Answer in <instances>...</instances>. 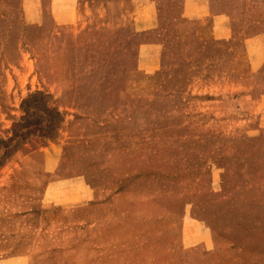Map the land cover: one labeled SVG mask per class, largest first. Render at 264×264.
<instances>
[{
    "label": "rangeland",
    "instance_id": "rangeland-1",
    "mask_svg": "<svg viewBox=\"0 0 264 264\" xmlns=\"http://www.w3.org/2000/svg\"><path fill=\"white\" fill-rule=\"evenodd\" d=\"M133 1L0 0V264H264V0Z\"/></svg>",
    "mask_w": 264,
    "mask_h": 264
},
{
    "label": "crops",
    "instance_id": "crops-1",
    "mask_svg": "<svg viewBox=\"0 0 264 264\" xmlns=\"http://www.w3.org/2000/svg\"><path fill=\"white\" fill-rule=\"evenodd\" d=\"M208 2H209L208 0H192V1L187 0L185 4L186 13L180 19L177 20L176 28L184 30V29H187L190 24H194L195 25L194 32L199 40H206L211 37H214L215 28L219 26L217 25V21L213 19L208 13ZM117 3L121 5L120 7L124 8L125 15L123 17H125L124 20L126 22L127 21L129 22L131 21V19H134L136 6L133 0H121V2H115V4L111 3V5L105 6V9L107 10L109 9L110 11H113V12L116 11V15H115L117 18L116 26L118 27L119 23L123 26L124 24L126 25V22L124 23L123 20H119V23H118L117 10L119 9L118 8L119 6L116 5ZM127 13L129 15L131 14L130 20L128 19ZM71 21H72V18H71ZM153 26L154 25L152 24L150 25V27H153ZM180 26H182V28H179ZM185 34H187V31L185 32ZM260 39L263 40L262 37ZM143 50L144 51L142 53V62H141L140 67L138 68L137 71L130 72L128 74L127 91L129 87H134L133 85V83L135 82L134 77H141V79L143 80L142 83L144 84V89L148 90L150 88L149 84L152 80L153 75L155 74L157 70V63H159L161 51L160 50L156 51L154 48L153 49L151 48V50L149 51V54L147 55L146 48ZM236 59H239V63H243L244 67L243 69L241 68L238 72L237 70L233 69V71H236V74L235 72H233V76H237L238 82L243 83L250 69H251V72L258 70L259 66L258 67L256 66V68L252 67V62L253 61L258 62V58L257 56L251 57L250 50L245 49V51H242L241 53L238 54ZM237 61L238 60H236V62ZM131 95L133 96V94ZM244 99H245V102L249 101L248 103L249 107L255 108V111H257V112H254L255 115L259 116V118L264 117V94L260 95V97H257V98H253L252 96H249L248 94H246L244 96ZM86 193L88 192H85V195ZM87 196H88V199H90V192L87 194ZM187 223H190V221H187Z\"/></svg>",
    "mask_w": 264,
    "mask_h": 264
}]
</instances>
